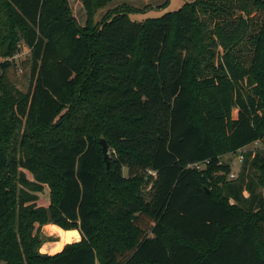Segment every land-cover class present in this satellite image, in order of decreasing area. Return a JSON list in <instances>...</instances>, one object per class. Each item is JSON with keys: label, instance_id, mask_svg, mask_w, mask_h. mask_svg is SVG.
<instances>
[{"label": "trees", "instance_id": "16d2710c", "mask_svg": "<svg viewBox=\"0 0 264 264\" xmlns=\"http://www.w3.org/2000/svg\"><path fill=\"white\" fill-rule=\"evenodd\" d=\"M81 1L83 27L67 0H0V57L23 44L30 63L21 93L0 62V262L264 264V152L258 182L228 179L222 161L264 145V0H192L143 21L119 4L97 25L114 0ZM47 224L80 240L42 254Z\"/></svg>", "mask_w": 264, "mask_h": 264}, {"label": "rangeland", "instance_id": "374dc122", "mask_svg": "<svg viewBox=\"0 0 264 264\" xmlns=\"http://www.w3.org/2000/svg\"><path fill=\"white\" fill-rule=\"evenodd\" d=\"M128 1L131 4H134L136 7L141 5L140 0H128ZM191 1L192 0H169L165 6H162L160 8L159 6H156L154 5V3H152L151 9L141 10L137 14H129V17L134 21H143L146 18L159 17L162 14L166 12L174 11L178 9L182 4L191 2ZM118 2L119 0L118 1L116 0L114 3L110 4L107 8H114L115 6H117L116 4H118ZM67 3L70 9L71 16L75 19V21L77 22L79 26L83 27L85 25L87 17H86V12L82 6V1L81 0H67ZM105 11H107V9L102 8L96 12L95 17H94V24L97 25L99 23ZM28 59H29V49L23 44H19V51L9 59L10 66L5 73L8 80L12 83L13 88H15V90L21 93H26L29 88L30 63ZM87 112L90 114L89 109H87ZM66 113L64 115H66ZM233 117H236V109L233 110ZM24 127H25V123L23 122L21 126L16 130V132L10 137L9 143L11 147H15V148L20 147V142L22 141L23 135H24L23 133ZM91 127L92 125L89 124L88 128L91 129ZM244 150H245L244 152L245 158L250 153L247 164L243 163V161L242 162L238 161L237 153L228 154V155L223 156L222 161L230 164V167H231L230 174L231 173L234 174L235 176L234 178L239 176V173L243 171L244 182H245V178L246 180L252 179L253 181L258 182L257 180H258L259 172L255 171V169L250 165V161L256 152H264V145L261 142L252 143L246 146ZM115 154L116 153L114 150H110L109 158L110 156H115ZM123 172H124V175H127L126 169H124ZM29 178L31 179V177ZM228 179H230L229 176H228ZM257 186H258L257 191L260 192L261 194H264V185L258 183ZM149 188L150 187L147 186L146 190H149ZM48 201H49L48 189H45L43 193L40 194V200L38 201V204L48 205ZM47 228H45V226H42L41 231H40V236L43 240L42 245L40 246V253L42 254H48L49 250H47L46 248L47 247L49 248V244H51V246L52 245L54 246L55 241H57V238L54 237L51 231H48ZM73 233L74 235H76L74 230H73ZM56 246H58L59 248L60 245H56ZM41 250L45 251V253L41 252ZM0 264H4V263L0 262Z\"/></svg>", "mask_w": 264, "mask_h": 264}, {"label": "crops", "instance_id": "0c3cea01", "mask_svg": "<svg viewBox=\"0 0 264 264\" xmlns=\"http://www.w3.org/2000/svg\"><path fill=\"white\" fill-rule=\"evenodd\" d=\"M116 0H114L113 2L109 3L106 7L107 11L111 8H107L110 4L114 3ZM118 1V0H117ZM141 1V5L136 7L134 4H131L128 0H119L118 4L116 5H119V4H127L131 7H134V8H138L140 10H147V9H151L152 8V3H154V5L156 6H159L162 7V6H165V1L166 0H140ZM140 7V8H139ZM106 12V11H105ZM246 148V147H245ZM243 148L242 150L245 151ZM48 227V228H47ZM45 228L48 229V231H51V233L53 234L54 237L57 238V241H55V245L51 246V244H49V248L47 247L46 249L49 250L48 254H55V253H58L60 252L63 247L68 244V243H72V242H77L80 240V233L78 232V230H74L75 231V234L73 233V230H68V231H65L60 229L59 227L55 226V225H52V224H47L45 225ZM51 234V235H52ZM78 239V240H76ZM64 240V241H63ZM56 245H60L59 248L58 246ZM41 252H44L43 250H41Z\"/></svg>", "mask_w": 264, "mask_h": 264}, {"label": "built area", "instance_id": "2783aa9c", "mask_svg": "<svg viewBox=\"0 0 264 264\" xmlns=\"http://www.w3.org/2000/svg\"><path fill=\"white\" fill-rule=\"evenodd\" d=\"M10 59V58H9ZM9 59L8 58H3V57H0V62H4V61H6V60H8L9 61ZM255 143H257V142H255ZM244 152L245 151H243V150H240V151H238L237 152V158H238V161L239 162H242L243 161V159H244ZM203 165L204 164H194L193 166H195L197 169H201V168H203ZM229 177H230V179H233L235 176H234V174H229Z\"/></svg>", "mask_w": 264, "mask_h": 264}, {"label": "water", "instance_id": "95a60500", "mask_svg": "<svg viewBox=\"0 0 264 264\" xmlns=\"http://www.w3.org/2000/svg\"><path fill=\"white\" fill-rule=\"evenodd\" d=\"M100 145H101V150H102V154H103V159L106 163V167H109V153H108V146L107 143L105 141V139L101 138L100 139ZM208 193V191H206Z\"/></svg>", "mask_w": 264, "mask_h": 264}, {"label": "bare ground", "instance_id": "6f19581e", "mask_svg": "<svg viewBox=\"0 0 264 264\" xmlns=\"http://www.w3.org/2000/svg\"><path fill=\"white\" fill-rule=\"evenodd\" d=\"M65 232V231H64ZM64 241V240H63Z\"/></svg>", "mask_w": 264, "mask_h": 264}]
</instances>
